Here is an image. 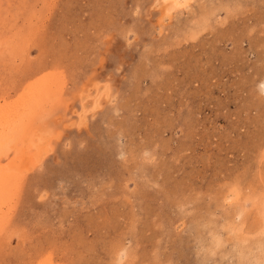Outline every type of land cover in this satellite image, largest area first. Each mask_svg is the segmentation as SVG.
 <instances>
[{"label": "rangeland", "instance_id": "1", "mask_svg": "<svg viewBox=\"0 0 264 264\" xmlns=\"http://www.w3.org/2000/svg\"><path fill=\"white\" fill-rule=\"evenodd\" d=\"M33 108L0 264H264V0H0V125Z\"/></svg>", "mask_w": 264, "mask_h": 264}, {"label": "bare ground", "instance_id": "2", "mask_svg": "<svg viewBox=\"0 0 264 264\" xmlns=\"http://www.w3.org/2000/svg\"><path fill=\"white\" fill-rule=\"evenodd\" d=\"M164 1L172 2L175 6H185L188 2V0H183V2H181L180 0H164ZM82 107H83L82 108L83 111L80 115V121L81 123H84L90 113L100 108L98 98H93V97L91 98L88 95L82 96ZM40 110L41 109L38 108L29 109V111H27L23 115V117L14 125L10 124V120H9V124L11 126L9 125L8 128H6L3 123L0 125V156H3L2 158L6 159L9 158L8 157L9 155L7 156L8 152L9 154L10 152L14 154L13 159H8V162L6 163V169L10 174H14V173L25 174L30 172L33 169V165L30 161L31 156L29 155L31 144L34 143L33 144V147L35 149L34 158L36 159V161H38L41 155L45 153L46 146H48L51 142L52 139L51 136L48 133H42L40 136L37 137V139L34 142H32L30 138H22L20 140L22 142V145L21 146L18 145L20 141L17 140L19 137L16 138V135L18 130H20L21 132L23 131V129H25L24 127H21L23 126L22 124L24 123V120L26 121V119H32L33 117L32 118L30 117L35 115L36 113L40 115L41 114L40 112H43ZM11 128H13V130L15 129V131L12 132Z\"/></svg>", "mask_w": 264, "mask_h": 264}]
</instances>
